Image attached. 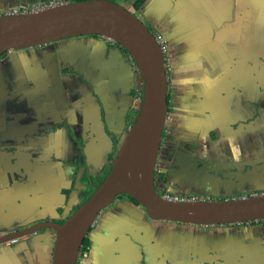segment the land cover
<instances>
[{"label":"flooded vegetation","instance_id":"flooded-vegetation-1","mask_svg":"<svg viewBox=\"0 0 264 264\" xmlns=\"http://www.w3.org/2000/svg\"><path fill=\"white\" fill-rule=\"evenodd\" d=\"M25 1L27 6H31L49 0ZM112 1L125 8L126 4L131 5L128 0ZM251 1L248 4L245 3L249 11L245 13V16L240 17V21L247 25L248 29L259 30L264 40V0H256L258 3L254 5ZM200 2L203 3L204 8L201 7L204 12L199 11V21L205 25L207 31L215 30L219 25L218 17L216 12L210 9L216 5L215 0H200ZM141 4V1L137 0L133 2V11L126 9L138 17ZM142 22L153 34L158 33L156 27ZM251 35H254L253 31ZM165 41L167 43V40ZM169 69L168 63H165L167 75ZM120 70L124 71L128 81L124 100L116 93L118 89L109 86L111 72L117 73ZM135 74V65L126 50L120 44L98 35L63 39L20 50L6 51L0 55V166L3 167L0 185H6L13 190L14 185L8 179L13 177L15 183H18L17 187H14L15 192H19V196L23 197L21 201L27 200L37 207L33 213L34 222L29 221V218L15 220L9 223L10 226L7 224L11 228L5 230L7 234L40 223L64 224L103 183L112 170L113 160L121 148L120 141L124 140L128 123L136 116L141 102L143 84L134 76ZM138 82L140 87L136 89ZM219 83L220 81H217L216 85ZM226 83L227 81L223 82V84ZM245 89L246 87H242L241 91ZM95 90L99 91V94ZM261 92H263L262 88ZM260 97L263 99H260L254 116L258 123L254 125V131H249L245 135L244 142L230 140L231 136L239 134L237 130L231 131L225 126L222 128L221 125L216 126L213 123L214 132L212 130L210 133L211 139L208 142V148H210L208 154L211 161L198 159L203 162L202 168H210V174L215 176L213 167L219 168L220 172L227 171L229 166L235 164L228 158H233L240 149L244 148L246 151L248 146H252L258 149V153L250 155V159L244 161L243 171L248 172L251 178L264 176V94ZM92 106L99 115L101 122L99 126L103 124L107 114L113 118V113H118L119 109L128 112L125 125L116 126L117 132L104 125L105 131L113 141V148L107 151V157H104L102 167L95 177H92L90 172L92 168L97 167V163L95 162L92 167L91 157L87 151V145L91 140L89 111ZM115 120L119 122V114L116 115ZM96 132L98 130L94 132L93 138L97 137ZM168 139L164 128L154 170L155 187L160 195L166 194L157 182L165 176L160 162V151L164 148L163 146H166ZM47 151L53 152L54 171L52 166L42 163L41 153ZM100 159L98 155V161ZM28 160L31 161L28 162ZM29 164L32 166L29 167ZM249 181L253 183L254 179ZM49 185L54 187V190L47 193ZM211 190L217 189L211 188ZM217 192H223L221 196H224V199L236 198L249 196L248 192H251L250 195L262 193L264 185L254 186L244 193L234 191L231 194L228 189H218ZM182 195L202 200L214 199L209 191ZM117 199L119 200L116 203L117 206L109 212H107L109 207L105 209L90 229L81 247L77 264H124L122 258L124 246L135 249L132 256L138 258V264H152L151 253L159 249L157 246L155 248L153 242L156 238L169 236L167 233L169 228L163 232V224L158 223L163 220L148 218L143 208L133 203L127 196L122 195ZM121 208L131 211L129 214L132 217L117 218L118 215H122V213L118 214ZM16 221L22 224L13 226ZM245 224H256L264 228V220L215 226ZM0 225L4 226L2 223ZM169 225L174 230L183 225L188 226L178 222H170ZM37 235L45 236L48 240V255L40 254L38 264H53L56 232L52 228H43L32 235L8 241V244L26 241L29 245L33 237ZM157 258L160 264H170L160 254Z\"/></svg>","mask_w":264,"mask_h":264},{"label":"crops","instance_id":"crops-1","mask_svg":"<svg viewBox=\"0 0 264 264\" xmlns=\"http://www.w3.org/2000/svg\"><path fill=\"white\" fill-rule=\"evenodd\" d=\"M128 1L133 5L137 0ZM138 1L142 3L138 17L149 26L156 27L157 34L167 40L168 47L165 56L170 71L165 134L169 139L160 151L165 176L157 182L166 194L185 199L195 197L182 195L184 193L209 191L212 198H225L221 196L223 192H217L218 189H228L233 194L234 191L244 193L254 186L264 185V176L251 178L248 174H242L244 161L258 153V149L252 146H248L249 150L246 151L242 148L233 158H228L235 163L229 168L239 166L237 178L238 182L242 181L238 184L215 177L209 173L210 168H202L203 162L198 160L211 161L208 142L213 123L231 131L237 130L240 135L230 137L235 142H244L245 135L255 129L257 120L254 116L260 99H263L260 95L264 94V40L259 30L248 29L240 21V17L249 11L246 4L250 0H215L216 5L210 9L214 11L218 6L222 12L217 15L219 25L212 31H207L199 21V11L204 8L200 0ZM251 3L254 5L258 1L252 0ZM21 6H27L25 0H0V14ZM252 31L254 35H251ZM111 76L117 85L123 80L126 82L123 70L111 72ZM217 81H220L218 85ZM224 81L227 83L223 84ZM139 87L140 84L136 89ZM242 87L246 89L241 91ZM116 93L124 100L119 90ZM117 112L113 113L111 122L114 128L125 125L128 113L123 109ZM117 114L120 119L118 123L115 120ZM89 123V143L95 162L99 163L98 155L102 158L108 142L100 136L92 139L101 123L93 106L89 111ZM41 156L42 163L52 166L54 171L53 152H42ZM2 172L3 167L0 166V180ZM8 179L17 187L18 183L13 177ZM251 179H254L253 183L249 181ZM14 187L12 190L0 185L2 227H7L15 220L29 218V221H33L35 218L33 213L37 207L27 200L21 201L23 197L15 192ZM52 189L54 187L49 185L46 192ZM6 232L3 230L1 234ZM167 233L169 236L156 238L153 242L155 248L157 246L159 249L151 253L152 264H160L158 254L170 264H264V228L256 224L208 227L183 225L175 230L169 228ZM47 243V237L39 235L33 237L29 245L26 241L6 243L0 247V264H38L40 254L48 255ZM134 251L131 246H124V264H138V258L132 256Z\"/></svg>","mask_w":264,"mask_h":264},{"label":"water","instance_id":"water-1","mask_svg":"<svg viewBox=\"0 0 264 264\" xmlns=\"http://www.w3.org/2000/svg\"><path fill=\"white\" fill-rule=\"evenodd\" d=\"M87 35L108 38L126 50L135 65L136 75L143 84L138 112L133 123L128 126L124 140L120 141L121 148L113 160L112 170L92 196L64 224L40 223L11 234H1L2 230L11 228L0 225V247L8 241L32 235L48 227L56 232L53 264H77L90 229L101 213L123 194L130 196L152 220L199 226L264 220V192L227 199L182 201H168L157 192L154 170L168 114V75L165 71L164 53L155 34L135 14L112 0H81L37 12L0 14V55L10 50ZM109 79V86L124 95L128 81L123 80L117 85L112 76ZM95 91L99 94V91ZM123 95L121 96L125 98ZM111 122L112 117L107 114L96 132L97 136L106 138L108 146L97 167L92 168V177L101 169L106 152L113 148V141L104 128L105 125L117 132L118 129ZM87 151L93 167L95 158L90 143ZM237 170L239 167L221 172L215 169L212 171L215 172V177L238 184L241 180L238 182ZM242 174L249 175L246 171ZM15 223L13 226L22 224L19 221Z\"/></svg>","mask_w":264,"mask_h":264},{"label":"built area","instance_id":"built-area-1","mask_svg":"<svg viewBox=\"0 0 264 264\" xmlns=\"http://www.w3.org/2000/svg\"><path fill=\"white\" fill-rule=\"evenodd\" d=\"M63 2L61 0H49L45 3H39V4H34V5H31V6H22V7H15V8H12V9H9V10H6L4 12V14H20V13H23V12H28V11H34V12H37V11H42V10H45V9H48V8H51L53 6H57V5H60L62 4ZM155 39L156 41L158 42V44L160 45L161 47V50L162 52L164 53V56L167 52V44H166V41L163 39V37L161 36V34H155ZM165 63H166V59H165ZM162 198L168 200V201H182V200H187L185 198H181L179 196H176V195H169V194H162L161 195Z\"/></svg>","mask_w":264,"mask_h":264},{"label":"rangeland","instance_id":"rangeland-1","mask_svg":"<svg viewBox=\"0 0 264 264\" xmlns=\"http://www.w3.org/2000/svg\"><path fill=\"white\" fill-rule=\"evenodd\" d=\"M116 1H119V0H116ZM125 5V4H124ZM126 8L128 9H130L131 11H133V6L132 5H128V4H126ZM214 12H216V15H219V14H221V12H222V10H221V8L220 7H218V6H216L215 7V9H214ZM4 13V12H3ZM165 57V59H166V56H164ZM135 77H137L138 75H134ZM132 77V76H131ZM129 78V77H128ZM138 78V77H137ZM138 112V111H137ZM133 121H134V119H131L130 121H129V125H131L132 123H133ZM248 195H250L251 194V192H248L247 193ZM120 200H123V199H120ZM119 200L117 199L116 201H115V203L113 204V205H111L108 209H107V212H109V211H111L113 208H115L117 205H116V203L118 202ZM123 209H125V208H123ZM122 208L120 209V210H118V211H120V212H118V214H121L122 213V215L121 216H117V218H120V217H124V218H126V219H130L129 217H132L129 213L131 212V211H127V209H125V210H123ZM107 215H108V213H106ZM150 220V219H149ZM160 225H161V223L163 224V232H165V230H166V228H170L171 227V225H169V223L170 222H167V221H159L158 222ZM149 224H151L150 222H149ZM157 224V223H156ZM169 225V226H168ZM152 226H154L155 227V224L154 223H152Z\"/></svg>","mask_w":264,"mask_h":264},{"label":"trees","instance_id":"trees-1","mask_svg":"<svg viewBox=\"0 0 264 264\" xmlns=\"http://www.w3.org/2000/svg\"><path fill=\"white\" fill-rule=\"evenodd\" d=\"M70 1V0H69ZM71 1H81V0H71ZM139 5V4H137ZM141 6V5H140ZM139 6V7H140ZM133 94V91L131 92ZM122 196V195H121ZM123 196H127L133 203L137 204L130 196L126 195V194H123Z\"/></svg>","mask_w":264,"mask_h":264},{"label":"bare ground","instance_id":"bare-ground-1","mask_svg":"<svg viewBox=\"0 0 264 264\" xmlns=\"http://www.w3.org/2000/svg\"><path fill=\"white\" fill-rule=\"evenodd\" d=\"M158 43V42H157Z\"/></svg>","mask_w":264,"mask_h":264}]
</instances>
